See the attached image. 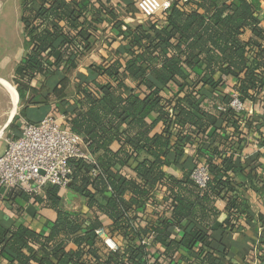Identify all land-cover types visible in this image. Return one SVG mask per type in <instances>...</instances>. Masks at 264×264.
Segmentation results:
<instances>
[{
    "label": "trees",
    "instance_id": "16d2710c",
    "mask_svg": "<svg viewBox=\"0 0 264 264\" xmlns=\"http://www.w3.org/2000/svg\"><path fill=\"white\" fill-rule=\"evenodd\" d=\"M261 2L174 0L160 19L145 15L140 0H21L28 53L16 68L21 113L9 135L20 136L21 122L63 117L94 163L70 162L67 191L86 212L63 207L57 186L44 196L0 187L17 218L28 204L56 213L42 231L0 220V264H237L213 247L211 232L218 201L226 203L224 230L251 222L240 190L264 184L253 158L236 162L233 139L241 145L254 121L231 107L234 94L245 104L264 90ZM127 16L145 22L130 26ZM98 43L103 52L78 72ZM172 165L179 177L168 173ZM200 166L209 171L205 188L192 178ZM260 246L262 262L264 232Z\"/></svg>",
    "mask_w": 264,
    "mask_h": 264
},
{
    "label": "crops",
    "instance_id": "0c3cea01",
    "mask_svg": "<svg viewBox=\"0 0 264 264\" xmlns=\"http://www.w3.org/2000/svg\"><path fill=\"white\" fill-rule=\"evenodd\" d=\"M261 3L262 13L264 14V0H262ZM5 4V0H0V80L11 84L16 89L14 84L16 68L26 57L28 48L26 44L25 29L21 23L22 10L19 17L10 13V10L9 14H6L4 11V7L6 6ZM124 20L130 26L140 25L145 22V19L142 16H127L124 17ZM104 28L106 29L104 38L111 37L112 33L110 27L108 25H104ZM247 36L249 37L250 34H247ZM119 41L115 43V47H119ZM98 52H103L102 45L99 43L80 64L78 72L87 73V67L92 64L94 60L93 57ZM55 82V80H52V85L55 84ZM173 92H177L175 87H173ZM17 106L21 110L20 98ZM244 106V116L246 118L253 119L254 125L250 131H248L247 128L244 129L246 137L241 145L235 142L236 137L233 139V148L239 150L236 155V162L240 163L244 160L250 161V159L253 158L255 160L254 165H256L258 169L260 168L258 175L261 174L262 177H264V90L254 101H247ZM11 108L12 105L10 96L0 84L1 127L4 126ZM16 116H18L17 111L7 126L5 133L7 131L10 133L9 127ZM25 123L26 122H21V129H23ZM231 133L232 132L228 130L227 135L230 136ZM187 154L188 156L193 157L195 155V150L188 149ZM168 173L175 177H179L180 169L177 166L172 165L168 168ZM263 186L264 184L262 185V188ZM262 188L261 191H255L250 185H248L246 190H240V193L248 201L254 218L248 223L246 217H243L240 219V227L233 232L223 229V223L227 219V214L224 211L226 203L223 201L217 202V207L221 211V214L214 223V230L211 232L213 247L218 251L227 249L229 253L228 259H231L237 264H264V258L262 262L258 261L259 254L263 250L260 246V238L264 232V227L262 226L259 218L260 215L264 216V190ZM61 196L63 197V207L66 209L73 212L80 210L83 212L87 211L84 201L77 195L66 190L62 191ZM158 199H161L160 195H158ZM31 205L36 209L35 218L30 217V215L26 212L28 207ZM55 218L56 213L53 210L46 208L40 209V207L33 204H28L25 207L24 214L17 218L11 213L10 209H8L4 203L0 202V220L8 227L15 224L17 219L18 223L30 225L36 230L42 231L47 230L48 223L55 220ZM177 232H179V230ZM144 243L150 244V240L148 241L147 239Z\"/></svg>",
    "mask_w": 264,
    "mask_h": 264
},
{
    "label": "built area",
    "instance_id": "2783aa9c",
    "mask_svg": "<svg viewBox=\"0 0 264 264\" xmlns=\"http://www.w3.org/2000/svg\"><path fill=\"white\" fill-rule=\"evenodd\" d=\"M173 2L141 0L139 6L147 16L163 17ZM231 107L240 115L245 113L244 103L236 94ZM72 160L94 163L83 139L66 128L63 117H48L36 124L25 123L20 136L8 142L6 150L0 155V187H17L35 195L48 186L66 191L71 183ZM192 178L200 188H205L209 181L207 167L196 168ZM98 235L110 250L118 249L116 242L103 230L98 231Z\"/></svg>",
    "mask_w": 264,
    "mask_h": 264
},
{
    "label": "rangeland",
    "instance_id": "374dc122",
    "mask_svg": "<svg viewBox=\"0 0 264 264\" xmlns=\"http://www.w3.org/2000/svg\"><path fill=\"white\" fill-rule=\"evenodd\" d=\"M141 1V0H140ZM6 2V6L4 7V11L5 13L9 14V10H10V13L12 14H15L16 17H19L20 16V13H21V0H5ZM162 15H159L158 17L161 19ZM11 88H12V91L14 93V96H15V99H16V102H17V105H18V101L19 99H17L16 95H15V91L16 89L11 85ZM17 93V92H16ZM16 105V106H17ZM18 107V106H17ZM17 111V114L19 115L21 112H20V108L18 107L16 109ZM16 113V112H15ZM14 117V116H13ZM11 122V120H10ZM9 125V124H8ZM3 127L0 126V131ZM7 129V127H6ZM5 129V131H6ZM16 138V137H15ZM14 137L10 136L9 135V132L7 131L6 133L4 132L3 136L0 138V155L4 153V151L6 150L7 148V145H8V142H10L11 140L15 139ZM37 195H42L44 196V191H39V193ZM72 208V207H71ZM72 210V209H71Z\"/></svg>",
    "mask_w": 264,
    "mask_h": 264
},
{
    "label": "bare ground",
    "instance_id": "6f19581e",
    "mask_svg": "<svg viewBox=\"0 0 264 264\" xmlns=\"http://www.w3.org/2000/svg\"><path fill=\"white\" fill-rule=\"evenodd\" d=\"M4 5V4H3ZM1 7V5H0ZM0 84L2 85V87L7 91V93L9 94L10 96V100H11V105H12V108L11 110L9 111V114H8V118L3 126V128L1 129L0 131V138L3 136L4 132H5V129L6 127L8 126V124L10 123V120H12L13 116L15 115V112H16V109H17V102H16V99H15V96H14V93L12 91V88H11V84L5 82V81H2L0 80Z\"/></svg>",
    "mask_w": 264,
    "mask_h": 264
},
{
    "label": "water",
    "instance_id": "95a60500",
    "mask_svg": "<svg viewBox=\"0 0 264 264\" xmlns=\"http://www.w3.org/2000/svg\"><path fill=\"white\" fill-rule=\"evenodd\" d=\"M26 212H27L28 215H30V217L35 218L36 209L32 205L30 207H28Z\"/></svg>",
    "mask_w": 264,
    "mask_h": 264
}]
</instances>
